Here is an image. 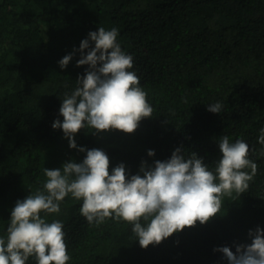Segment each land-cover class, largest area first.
<instances>
[{"label":"trees","instance_id":"16d2710c","mask_svg":"<svg viewBox=\"0 0 264 264\" xmlns=\"http://www.w3.org/2000/svg\"><path fill=\"white\" fill-rule=\"evenodd\" d=\"M100 27L118 29L153 112L131 134L81 129L78 147L103 150L110 172L123 163L131 176L142 162L169 160L183 146L186 158L195 152L215 172L218 143L227 136L249 145L258 169L248 190L223 197L208 223L146 249L123 220L89 224L82 200L69 194L59 214L41 213L62 222L67 264H229L213 250L235 252L236 244L251 243L250 229L264 228V0H0V237L6 239L16 202L44 190L45 168L86 156L52 124L63 122L62 100L88 67L77 66L80 43ZM217 102L221 112H209Z\"/></svg>","mask_w":264,"mask_h":264},{"label":"clouds","instance_id":"9594fccd","mask_svg":"<svg viewBox=\"0 0 264 264\" xmlns=\"http://www.w3.org/2000/svg\"><path fill=\"white\" fill-rule=\"evenodd\" d=\"M117 37L118 29L100 27L81 41L77 66L88 67L77 78L79 86L62 100L63 122L55 120L52 128L62 129L69 147L86 156L79 163L65 162L59 169L45 168L44 190L16 202L6 239L0 237V264H26L30 257L37 264H67L70 256L62 222L49 223L41 213L59 214L60 202L69 194L82 200L80 213L89 224L123 220L132 225V233L146 249L197 222L208 223L220 213L222 198L246 192L256 175L258 165L249 158V145L240 139L230 142L227 136L220 137L222 158L215 172L195 152L186 158L183 146L169 160H156L151 166L142 162L139 172L131 176L123 163L110 172L103 150L78 147L75 135L81 129L131 134L142 119L152 117L147 93L130 71L133 57L122 51ZM72 58L73 54L64 56L58 62L61 69ZM222 107L217 102L207 110L220 113ZM258 143L264 145V128ZM147 155L153 157L155 151L148 150ZM260 155L264 156V150ZM248 237L251 243L236 244L235 252L226 246L213 251L223 253L229 264H264V228L250 229Z\"/></svg>","mask_w":264,"mask_h":264}]
</instances>
